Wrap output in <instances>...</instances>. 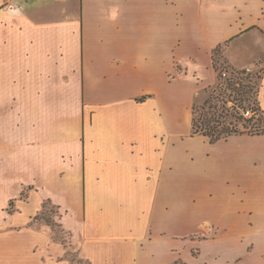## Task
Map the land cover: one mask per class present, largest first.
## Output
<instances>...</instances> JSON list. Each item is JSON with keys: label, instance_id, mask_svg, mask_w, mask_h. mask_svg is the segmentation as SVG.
<instances>
[{"label": "crops", "instance_id": "1", "mask_svg": "<svg viewBox=\"0 0 264 264\" xmlns=\"http://www.w3.org/2000/svg\"><path fill=\"white\" fill-rule=\"evenodd\" d=\"M39 1L0 0V258L6 262L13 245L5 232L18 236L15 229L50 202L61 226L76 227L73 242L91 264H114L115 243L128 254V242L141 238L149 247L144 262L165 264L153 256L167 237L186 234L194 215L169 206L184 192L215 199L221 188L226 206L214 224L224 239L255 247L261 227L245 200L258 176L248 181L246 163L263 159L264 145L216 154L218 143L241 137L234 135L208 142L213 151L202 155L163 140L170 132L177 140L183 111L191 126L195 97L216 81L217 47L232 68L264 65V0ZM257 101L264 111V68ZM22 213L25 224L17 222Z\"/></svg>", "mask_w": 264, "mask_h": 264}, {"label": "rangeland", "instance_id": "2", "mask_svg": "<svg viewBox=\"0 0 264 264\" xmlns=\"http://www.w3.org/2000/svg\"><path fill=\"white\" fill-rule=\"evenodd\" d=\"M37 1L40 2L39 4H41V1ZM231 55L234 61L239 65L246 63V59L244 58L245 56L236 52L232 53ZM222 57L221 51L219 54L215 55L217 69H214L216 72V81L214 85L207 88L206 91L198 94V96L195 97V102L197 105L201 106L203 101L209 95H211L213 97L212 102L215 104V107L210 109L209 112L215 113L214 118L216 120V116L220 112H222L221 114L223 115L228 109V112L232 113V116L229 115L228 117H219L218 120L220 125L214 123L218 126L217 129L222 127L227 129L233 128L238 131H242L241 134L236 135L241 137L230 139L228 142L218 143L219 145L215 147L216 154L223 153V150H226V148L232 149L237 147L242 148V150H246L248 154H252L256 150H261L262 145H264L263 140H258L256 138L264 136L250 132L256 131V125L260 126L259 131L263 129L264 119L259 124H253L255 123V119H250L251 121L249 122L239 119L238 116L240 115V110L242 108L250 110V108L246 105V103H239L238 99L234 100V97L237 98V95H235V93L229 89H226L224 77L218 76L221 68L227 65V63L222 60ZM258 63L259 62H256L255 66H253V73L257 72V74L262 77L264 65ZM233 70L240 71L242 69L233 67ZM141 97H147V95L137 97L136 100ZM233 102L234 109L230 107ZM206 110H208L207 107H205L204 111ZM246 116L247 117L244 118L249 119L251 116H253V113L250 111L249 115ZM254 116L258 117V115ZM189 130L190 136H192L191 126L188 125L186 119V111H183V115L179 120H177V133L179 134L177 140H174V136L170 132L167 138L163 140L166 143L165 147L168 146L169 149H180L182 150L183 154L186 152L190 153L192 148H194L195 151L198 150V152L202 153V155L213 151L211 147L214 146L209 145V140L207 137V141H201L202 139L198 140L197 138L195 139L189 137ZM193 144L197 147L193 146ZM175 152L178 153L176 150ZM166 154L168 161L171 158L174 159L175 157L173 151L168 150ZM257 158V160H254L253 158H247V179L249 181L255 179L256 176H258V183H256L254 188H249L247 190L245 200L247 205L253 209L254 217L258 222L257 226L261 227V230L258 233L259 235L255 239V247L253 246L252 242L246 244L244 247V242L240 243L237 242V240L230 241L227 240L228 237H225L226 239H224V236H227V233H224V231L219 229L220 226L216 225V223L214 224V222L223 221L221 213L224 206H226L227 192L221 188L220 183L217 186L221 189L215 192V199L212 198L214 197V194L213 196H210L209 194V197L197 199L191 193L184 192V198L178 200L176 202L177 204L172 208L169 206L171 212L181 208L182 210L192 212L194 215L188 222H186L188 223V226H184L182 230L183 233L186 234H183L179 238L173 239L167 237V244L163 243V240L165 241V236L161 237L159 234H154L151 236L150 232L149 238H153V243H161V245H166V248H160L156 251V253L154 252L155 256L153 257L155 261L165 264H173L174 261H176L177 264H234V258L236 256H242V262L239 261V264H264V162H259V160L263 161L264 157L261 159V156H257ZM251 171L253 174L249 173ZM23 196H25L24 193ZM238 201L234 197V201H232V207L239 205V203H237ZM242 201H244V199H242ZM35 205L36 203H33V207H35ZM11 206H13V204ZM241 208L242 207L239 208V211L242 210ZM60 216V211L54 205L50 204V202H45L44 209L34 215L32 219L29 220L28 225L19 226L17 229H15L19 233L18 236L12 234L14 231L13 229L9 230L8 232L6 231L5 233L7 235V239L5 243L13 245L9 246L4 244L6 247L9 246L11 251L9 252L10 254L8 256L9 259L6 262L0 258V264H91L88 259L80 257V246L78 243L73 242V238L77 236L78 232L76 227L71 226L65 229L59 223L61 218ZM45 218H48L50 222H47ZM25 219L26 214H17V222L25 224ZM224 220L227 219L224 218ZM170 223L171 217L168 219L166 225L169 227ZM170 233L171 236L174 234L173 231L169 230V234ZM238 236L241 240L245 239L244 233H240ZM16 239L18 240L16 243H11L13 240L16 241ZM144 239L145 238H141L135 242H128V248L130 250L128 254V249L126 247L115 243L114 262L117 260L118 261L114 264H148L143 260L144 256L148 255L149 250L148 241ZM171 242L176 246L172 247L169 245ZM22 243L23 247H19L22 245ZM244 248L249 251L247 254L245 253ZM85 254L96 257L97 251L89 249L85 251ZM99 258H104V256L99 254Z\"/></svg>", "mask_w": 264, "mask_h": 264}, {"label": "trees", "instance_id": "3", "mask_svg": "<svg viewBox=\"0 0 264 264\" xmlns=\"http://www.w3.org/2000/svg\"><path fill=\"white\" fill-rule=\"evenodd\" d=\"M221 51L220 47H217L212 54V65L214 69H217L216 67V60L215 55L219 54ZM223 68V69H222ZM221 68V71L218 73V76H221V73L223 71L229 72L230 76L225 77V85L226 89H229L230 91L234 92L235 95H237V98L234 97V100L238 99L239 103H246L247 106H249L250 111L253 113V116L251 118L247 119L244 118L241 113L239 112V119L244 120L245 122L251 121L250 119H255V123L253 124H259L262 122L264 111L260 109L259 103L257 101V91H258V80H255V77L257 79H260L261 77L257 74H246L245 70L242 69L240 71H234L232 67H229V65L223 66ZM232 69V70H229ZM254 79V80H253ZM146 97L138 98V101H144ZM213 97L209 95L202 103L201 106L197 105L196 102L192 104V117H191V135L200 134L208 138L210 143H216L220 140H226L230 136L241 134L242 131H238L236 129H227V128H220L217 129V125L214 123H217L220 125L219 117L229 115L232 116V113L228 112V109L226 110V113L223 115L222 112L217 114V120L214 118L215 113H210V109L214 108L215 104L212 102ZM205 107H207L208 110H205ZM232 109H234V102L230 106ZM243 109V108H242ZM197 112V116H196ZM199 112V114H198ZM238 113V112H236ZM258 115V117L254 116ZM231 123V122H229ZM253 126V125H252ZM251 126V127H252ZM260 126L256 125V131L250 132L255 134L264 135V128L259 131ZM47 222H50L48 218H45Z\"/></svg>", "mask_w": 264, "mask_h": 264}, {"label": "built area", "instance_id": "4", "mask_svg": "<svg viewBox=\"0 0 264 264\" xmlns=\"http://www.w3.org/2000/svg\"><path fill=\"white\" fill-rule=\"evenodd\" d=\"M244 70H245V73L246 74H257V72L256 73H253V69L251 68V67H246V68H243ZM230 76V73H227L226 71H223L222 73H221V76L222 77H229L228 75ZM259 74H257V76H258ZM258 78V77H257ZM256 77H255V80H259V79H257ZM254 80V79H253ZM240 113H241V115L243 116V117H247L246 115H249V113H250V110H248V109H241L240 110ZM250 117V116H249Z\"/></svg>", "mask_w": 264, "mask_h": 264}]
</instances>
